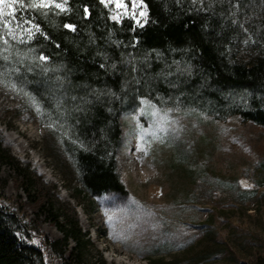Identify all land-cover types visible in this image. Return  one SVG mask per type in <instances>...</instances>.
<instances>
[{"label": "trees", "instance_id": "1", "mask_svg": "<svg viewBox=\"0 0 264 264\" xmlns=\"http://www.w3.org/2000/svg\"><path fill=\"white\" fill-rule=\"evenodd\" d=\"M67 5L64 13L16 5L15 15L34 19L48 38L37 33L12 50L32 51L46 69V130L62 132L68 169L81 195L126 193L116 164L120 117L140 98L218 120L238 115L264 126V0H144L148 18L142 26L130 17L111 19L112 9L100 0ZM40 53L49 59L41 61ZM36 73L20 78L40 96ZM0 160L13 169L14 184L29 206L65 235L60 243L31 229L33 220L13 211L26 203L0 189V264H66L63 246L69 238L78 244L84 237L78 223L59 221L49 192L33 186L28 169L1 140ZM68 253L69 260L75 257L73 250ZM255 264H264V258Z\"/></svg>", "mask_w": 264, "mask_h": 264}, {"label": "rangeland", "instance_id": "2", "mask_svg": "<svg viewBox=\"0 0 264 264\" xmlns=\"http://www.w3.org/2000/svg\"><path fill=\"white\" fill-rule=\"evenodd\" d=\"M141 7L146 16L135 21L139 26L148 18ZM16 23L10 27L18 33ZM7 31L0 24V36L8 40H0V140L28 169L33 186L49 192L59 221H76L84 234L78 244L69 238L63 246L66 264H255L264 258V126L192 109L168 112L161 130L151 101L140 98L120 117L116 164L126 193L81 195L62 132L46 130V69L32 51L13 52L26 34L12 39ZM33 70L41 75L40 96L20 78ZM151 104L161 113L168 109ZM12 170L0 160V189L26 203L13 211L33 220L34 231L63 243L64 233L29 206Z\"/></svg>", "mask_w": 264, "mask_h": 264}, {"label": "snow or ice", "instance_id": "3", "mask_svg": "<svg viewBox=\"0 0 264 264\" xmlns=\"http://www.w3.org/2000/svg\"><path fill=\"white\" fill-rule=\"evenodd\" d=\"M102 4L106 7H114L117 11L115 14L111 16V19L120 21L122 13H128L131 18H133L136 23H140V18L146 16V12L143 10L144 0H131V7H129L128 0H100ZM16 5H19L21 9L32 8L38 10H46L50 7L54 6L56 9H60L61 11L67 9L66 0H0V24L2 27L7 29V36L12 37V39H21L25 36L28 41H32L37 33H40L45 38H48L47 33L43 32L41 25L34 21V19L24 18L21 19L15 15L18 11ZM239 5L237 4V7ZM146 7V6H145ZM7 10V18H5V11ZM88 9L85 7V13L87 14ZM137 12L139 15H137ZM13 21H16V27L20 29V31L13 32L10 25ZM64 27L75 30L76 25L72 23H66ZM247 32V28L244 29ZM0 40H3L5 45H8V40L4 36H0ZM247 43V41H245ZM7 60V57H4ZM38 59L41 61H47L49 59L48 56L40 53ZM30 70V69H29ZM19 71V69H17ZM15 87V85H13ZM143 100V98H142ZM150 107L152 108V115H159L161 120L158 126L161 130H165L167 126L168 116L167 113L171 111V109H166L163 113H161L160 109L156 108L155 105H152L151 102H148ZM158 139H162V137H157Z\"/></svg>", "mask_w": 264, "mask_h": 264}]
</instances>
